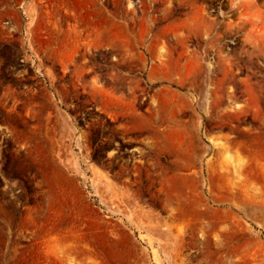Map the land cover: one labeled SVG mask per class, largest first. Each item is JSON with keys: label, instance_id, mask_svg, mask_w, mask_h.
<instances>
[{"label": "rangeland", "instance_id": "374dc122", "mask_svg": "<svg viewBox=\"0 0 264 264\" xmlns=\"http://www.w3.org/2000/svg\"><path fill=\"white\" fill-rule=\"evenodd\" d=\"M0 264H264V0H0Z\"/></svg>", "mask_w": 264, "mask_h": 264}]
</instances>
